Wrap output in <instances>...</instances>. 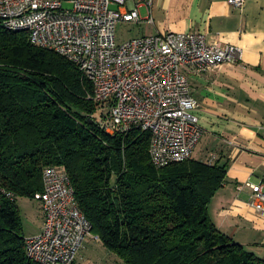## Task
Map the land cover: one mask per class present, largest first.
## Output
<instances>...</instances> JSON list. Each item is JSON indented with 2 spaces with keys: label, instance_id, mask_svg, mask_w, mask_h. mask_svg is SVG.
Here are the masks:
<instances>
[{
  "label": "trees",
  "instance_id": "16d2710c",
  "mask_svg": "<svg viewBox=\"0 0 264 264\" xmlns=\"http://www.w3.org/2000/svg\"><path fill=\"white\" fill-rule=\"evenodd\" d=\"M93 93L78 66L0 21V186L14 194H0V264H37L18 200L43 193L47 167L68 173L92 233L125 264H264L211 219L228 164L156 168L151 134L104 131Z\"/></svg>",
  "mask_w": 264,
  "mask_h": 264
},
{
  "label": "built area",
  "instance_id": "2783aa9c",
  "mask_svg": "<svg viewBox=\"0 0 264 264\" xmlns=\"http://www.w3.org/2000/svg\"><path fill=\"white\" fill-rule=\"evenodd\" d=\"M154 1L0 0V21L7 30L27 32L34 45L78 66L93 83L89 99L98 104L100 127L112 136L148 131L151 161L162 169L192 159L203 136L200 104L189 77L240 62L242 50L210 45L199 33L157 34L120 43L118 24H142L141 8L150 14L145 21L152 23ZM229 4L241 9L245 1ZM247 186L250 206L264 217V185ZM1 192L14 198L0 186ZM36 200L43 229L27 238L28 257L37 264H75L92 226L78 207L68 173L47 167L44 191Z\"/></svg>",
  "mask_w": 264,
  "mask_h": 264
},
{
  "label": "crops",
  "instance_id": "0c3cea01",
  "mask_svg": "<svg viewBox=\"0 0 264 264\" xmlns=\"http://www.w3.org/2000/svg\"><path fill=\"white\" fill-rule=\"evenodd\" d=\"M229 1L155 0L152 23L145 21L150 17L146 8L140 13L142 37L199 33L210 45L242 50L240 62L191 75L189 82L200 104L197 115L203 129L193 159L229 166L227 182L210 204L211 219L247 249L251 239L264 235V217L250 206L252 191L247 186L264 185V0H244L241 9ZM42 229L43 215L40 233Z\"/></svg>",
  "mask_w": 264,
  "mask_h": 264
},
{
  "label": "rangeland",
  "instance_id": "374dc122",
  "mask_svg": "<svg viewBox=\"0 0 264 264\" xmlns=\"http://www.w3.org/2000/svg\"><path fill=\"white\" fill-rule=\"evenodd\" d=\"M143 14L145 12L143 11ZM145 34L144 25L121 24L117 26V37L120 43H124ZM18 206L23 218L24 232L27 236L38 235L42 225L40 202L28 198L18 200ZM264 234V232H263ZM92 233L83 244L75 264H125L114 252L108 250L100 240L95 239ZM257 241V243H256ZM251 245L247 250L255 253L257 257L264 259V235L251 239ZM257 249V250H254ZM260 249V250H259ZM260 251V253L258 252ZM254 251V252H253Z\"/></svg>",
  "mask_w": 264,
  "mask_h": 264
}]
</instances>
